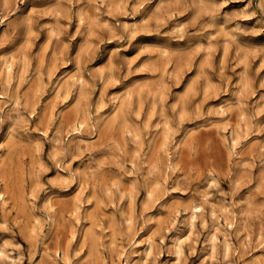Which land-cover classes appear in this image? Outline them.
Segmentation results:
<instances>
[{"label": "rangeland", "instance_id": "obj_1", "mask_svg": "<svg viewBox=\"0 0 264 264\" xmlns=\"http://www.w3.org/2000/svg\"><path fill=\"white\" fill-rule=\"evenodd\" d=\"M0 264H264V0H0Z\"/></svg>", "mask_w": 264, "mask_h": 264}]
</instances>
